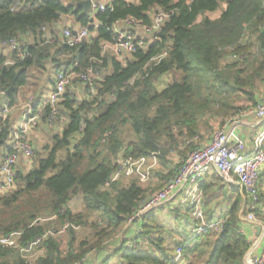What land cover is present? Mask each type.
Returning <instances> with one entry per match:
<instances>
[{
	"label": "trees",
	"instance_id": "16d2710c",
	"mask_svg": "<svg viewBox=\"0 0 264 264\" xmlns=\"http://www.w3.org/2000/svg\"><path fill=\"white\" fill-rule=\"evenodd\" d=\"M82 1L64 5L60 0H0V45L11 38L19 42V49L7 48V54L0 55V91L10 105L26 85L31 68L45 70L47 61L55 75L75 61L79 70L93 68L102 74L94 82L93 96L88 97L87 84L79 97L73 88L64 91L56 105V117L66 116L62 131H52L50 142L42 147L45 156L38 158L33 144L38 154L34 167L17 169L16 187L0 193V238L18 232L16 243L27 244L43 236L38 247L42 253L33 261L0 244V264H86L87 253L104 248L139 201L174 174L179 164L170 169V153L183 160L209 139L216 125L239 114L241 99L254 100L264 83V0H113L94 13L85 11ZM220 2L224 8L218 16L205 14L215 11ZM158 12L167 17L155 40L146 39L144 47L123 59L103 50L104 43L116 38V20L131 16L147 24ZM63 16L86 27L89 37L75 46L55 35L48 42L45 34H54L52 26ZM42 26L49 28L45 32ZM27 35L31 42L23 41ZM173 71L181 73L180 80L172 78L158 89L157 80ZM49 82L52 88L53 79ZM37 99L33 109L42 105ZM42 109L40 124L46 125L49 107ZM127 131L133 138L127 139ZM11 137L10 115L0 116V163ZM146 157H155L165 168L156 172L157 186L142 187L135 180L122 185L119 179L104 186L121 162ZM263 186L261 174L258 199L251 209L247 199L241 214L250 209L264 223ZM73 198H79L80 210L69 205ZM181 207L170 209L177 227L192 211L190 206ZM240 210L238 195L221 228L199 235L194 233L200 220L192 216L194 233H185L172 249L164 246L165 234L173 231L150 212L138 222L130 243L123 240L113 253L121 264H243L249 242L241 231ZM92 215L95 221L89 220ZM87 224L93 235L78 240L77 226ZM211 232L216 238L205 257L201 241L210 239ZM177 248L179 263L174 262Z\"/></svg>",
	"mask_w": 264,
	"mask_h": 264
},
{
	"label": "built area",
	"instance_id": "2783aa9c",
	"mask_svg": "<svg viewBox=\"0 0 264 264\" xmlns=\"http://www.w3.org/2000/svg\"><path fill=\"white\" fill-rule=\"evenodd\" d=\"M110 3L101 4L91 0L90 10H95L94 12L103 11ZM166 17V13H155L147 24H141L131 16L116 20L113 27L116 38L112 43H104L103 50L109 51L114 56L123 59L138 47H144L146 39L155 40ZM262 27L264 28V24ZM46 29L45 26L41 27L42 31H46ZM136 29L140 31V35L136 34ZM75 31L76 34L73 35L72 27L63 28L60 34V41L68 46H75L81 44L84 39L89 37L86 27H79ZM27 36L29 37V35ZM25 37H23V41H25ZM1 46L6 49H19V42L11 38L3 41ZM78 68L79 63L75 61L68 70L59 71L55 75L53 86L47 98L42 100V105L39 104L37 111H33L31 108L33 96L29 95L27 97L25 110L19 120L18 127L12 133L7 154L3 156L0 163V193H7L16 187L15 174L16 170L19 169V162L30 160L33 156L34 149L29 138V131L37 128L43 113L42 106L49 107L47 122L50 124L57 120L56 105L61 101L64 91L72 87L76 81L83 85L87 84L89 86L87 91L91 95L96 93L94 82L97 79V71L93 68H87L84 71ZM10 106L5 92L1 90L0 116L9 115ZM242 115H254L257 119H264V92L255 105L245 110ZM238 121V116L228 118L215 129L205 143H200L192 149L180 162L174 174L164 182L160 189L139 201L136 209L127 218L126 225L138 223L144 215L154 212L172 201L180 206L192 207L194 219L202 220V191L199 187V180L210 169H213L225 184L237 183L246 195V200L248 199L250 204L248 208L251 209L253 203L258 199L259 180L264 167V127H261L254 134L252 143L247 146L245 140L237 133ZM140 160L143 159L140 158ZM128 164V161L121 162L118 168L109 175L104 186L107 187L110 183L120 179ZM250 209L244 216V220L255 228L259 227L258 233L264 236V223L257 219ZM222 221L220 220L210 225L202 223L195 229L194 235L202 234L206 229L219 230L222 226ZM17 234L18 232H12L1 237L0 244L19 249L23 255L32 253L34 250H38L40 254L42 253L38 247L43 240V236L36 237L27 244H19L16 243L15 239ZM256 247L257 245L250 243L244 254L243 264H264V240L258 251ZM180 256L181 250L177 248L174 262H177V258Z\"/></svg>",
	"mask_w": 264,
	"mask_h": 264
},
{
	"label": "crops",
	"instance_id": "0c3cea01",
	"mask_svg": "<svg viewBox=\"0 0 264 264\" xmlns=\"http://www.w3.org/2000/svg\"><path fill=\"white\" fill-rule=\"evenodd\" d=\"M94 2L97 3H101V4H107L112 2L113 0H93ZM69 25H71V27L76 30L78 29L80 26H78L76 23H74L73 18L70 16H63L60 21H58L57 24H54L52 26V29L54 31V34H45L46 37H49V39L47 40L48 42H51L50 38L51 37H58L60 40V34L62 31V28L64 26L69 27ZM114 27V24H113ZM49 28V27H48ZM48 28L46 29V31L48 30ZM45 31V32H46ZM50 32V31H49ZM136 34L140 35V31L138 29H136ZM55 35V36H54ZM24 40L26 42H31L30 37L26 36L24 38ZM55 40V39H53ZM7 49L2 47L0 45V55H6L7 54ZM64 55L62 54V57ZM51 67L53 66L52 63H50ZM41 70V69H40ZM54 75V74H53ZM170 75V73L168 74ZM165 75H162L156 83V87L158 88V85H163L161 88L158 89H162L168 82ZM179 76V75H178ZM55 77V75H54ZM54 77H52L51 79H53L54 81ZM102 78L101 74H97V79ZM181 75L179 76V78L175 79V80H180ZM172 79V78H171ZM52 85V83L50 84V86ZM74 87H70L76 90V94L78 92V97L79 95H82L83 93V84H81L80 82L76 81L73 84ZM51 90V87H49ZM49 90V91H50ZM30 92V91H29ZM264 92V83H262L259 88L256 90L255 92V98L252 101H247L245 99H241L237 105L240 108V112L237 115L239 117V121H238V125H237V133L239 134L240 137H242L247 146H250V144L252 143V138L254 136V134L259 131V129L261 127H264V119H257L254 115H242V113L249 109L252 108L256 101L259 99V97L263 94ZM32 94L33 96V102H32V110L33 111H37L38 108L33 109V104L34 102H36L38 99V95H36L34 92H30V93H26L23 89V87L19 90V93L17 95V99L15 101V103L13 105H11L10 107V112L9 115L11 117L12 120V133L15 132L16 127H18V123L19 120L22 117V114L25 110V105L27 102V97ZM88 97H90V93H87ZM93 96V95H91ZM40 101H42V98L40 97ZM39 107V106H38ZM47 124H40L39 121V127L38 128H34L32 130L29 131V138L31 140L32 145L37 143V139H31L32 137L36 136L38 138V134L41 132V130H43L46 133H49L52 129L56 130L57 132H61L64 125L66 124V116H64L63 118H57L56 120V124L54 127H52V125L55 123H48ZM219 126L216 125V128ZM215 128V129H216ZM11 142V141H10ZM143 160H134V163L130 164V166L136 164L137 161H140V163L145 162L146 160L150 163L149 166L151 167H155L156 168V172H162L165 171V168L162 167V165L160 164V162L155 158V157H146V158H142ZM169 159L171 161L170 164V169H175L176 166L174 165H178L180 164V162L182 161L179 156L175 153L172 152L170 153ZM29 160H24V161H20L19 162V170L21 171L22 169H26L25 166H27L29 163ZM142 172V171H141ZM147 172V176L146 177V181L149 179L150 174L152 173L151 171H146ZM142 174V173H141ZM262 174L264 175V167H263V171ZM133 176H135L134 178H130V181L135 180L138 182L139 185H141L142 187H144L145 185L148 186V183L146 184V181H144L141 176L137 175V174H131ZM203 184L205 186V188H200L202 193H201V209H202V220H200V224L204 223L205 225H210L213 223H216L220 220H223L224 217L228 214V210L231 206V204L235 201V199H237L238 195L240 196L241 199V210L239 211V217L242 221L241 223V231L246 235L247 240L250 243H254L255 245H257L256 249L257 251L259 250L261 244L263 243L264 240V236L262 234H259L258 231L256 230L255 227L251 226L250 223H248L246 220H244V215H242V208L245 205V201H246V195L244 194L243 190L241 189V187L237 184V183H230V184H225L215 173V171L213 169H210L204 176H202V178L199 180V187L201 186L200 184ZM264 188V186H263ZM71 202H70V206H71ZM180 206L179 204H177L176 202L172 201L170 203H167L165 206H163L160 209L155 210L153 213H155L157 216H162L164 217V214H167L170 212V209H173L174 207ZM73 209L75 210H80V206H71ZM167 211V212H165ZM169 211V212H168ZM173 216V215H172ZM242 217V218H241ZM168 218V217H167ZM164 219V218H163ZM263 223V222H262ZM139 223H135L133 225H124V227L122 228V237L123 238L121 241L123 240H130L136 233V229L138 228ZM213 230V229H212ZM120 236V235H119ZM118 236V237H119ZM209 238L214 240L216 238L215 234L213 232H211L209 234ZM116 241H108L106 244V247H104V249H100L98 250V252H96L95 255V261H92V263L94 264H99L100 260L108 257L109 255H111V253H113V250L116 249ZM114 255V254H113ZM90 256H88L89 258ZM115 257H118V255H116ZM119 258V257H118ZM112 259V258H110ZM90 259H87L86 264H89Z\"/></svg>",
	"mask_w": 264,
	"mask_h": 264
},
{
	"label": "rangeland",
	"instance_id": "374dc122",
	"mask_svg": "<svg viewBox=\"0 0 264 264\" xmlns=\"http://www.w3.org/2000/svg\"><path fill=\"white\" fill-rule=\"evenodd\" d=\"M60 1L64 5H67V4L70 3V0H60ZM223 8H224V2H220L218 8L215 11L207 12L205 14L210 16V17H216V16H218L221 13ZM94 11L95 10H91L92 13H94ZM46 64H47V68L45 70H40L39 68H31V70L29 72V75H28V81H27L26 85L23 86V89H24V91L26 93L27 92L30 93L32 91L36 95L41 97L42 100L47 98L49 90H50V88H49L50 87L49 79H51L55 75L54 71L52 70L53 68L49 64V61H47ZM168 74H166V76H165L167 81L168 80H172L171 78L177 79L181 75V73L178 72V71H173V72L170 73V75H168ZM260 85L261 84H259V86ZM162 86L163 85L159 84L158 88H161ZM30 95H32V94H30ZM52 131H56V130L52 129L49 133H46L43 130H41V132L38 134L39 135L38 138L36 136L31 138V139H34V140L37 139V143L35 145V150L38 149L37 151L40 153L38 158L46 155L45 152L43 153L42 147H44L46 144H48L50 142ZM214 131H215V129H214ZM126 136H127V139L133 138V134L130 131H127V135ZM34 155H35V157H34ZM34 155L29 160V162H28L29 164L27 166H25V168L27 170L30 169V168H33L34 165H35V162H36L38 154L34 153ZM132 163H134V162H131V161L129 162V164H132ZM129 164L126 166V169L124 170L123 175L119 179L121 181L122 185L129 183L130 182V178H134L135 177V176L131 175L132 173L141 176V178L144 181H146V177H148L146 171H151L152 172L150 174L149 179L146 181V184L148 182V183H150V184H148L150 186H157L158 185V183H159L158 181H160V178L156 174L157 170H156V168L154 166L150 167L149 166L150 163L147 160L145 162H142V163H140V161H137L136 164H134V165H132L130 167H129ZM49 174H51V173H49ZM144 187H147V185H145ZM71 204H72L71 206H73V207L77 205V206H80V208H81V203H80L79 198H73L71 200ZM180 209H183V208L180 206ZM165 212H167V211H165ZM158 217H159V219L161 221L166 222L167 226L173 231L172 233H169V235L165 234V237L167 236V240L165 241L166 243H165L164 248L168 247V248L172 249L173 246L175 245V242L181 240L183 238V236L185 235V233L189 234V236H191L194 233L193 230H191L193 228L192 227V225H193L192 224V221H193L192 220V211H190L187 216H185V217L183 216V218L181 220H184L185 223L182 226H178V227H177V223L174 220V217L172 216V214H170V212L167 213V214H164V217H162V216L161 217L158 216ZM95 218H96V216L92 215L89 220L90 221H95ZM41 219H43V218H41ZM46 219H49V218H45V220ZM77 228L78 229L76 230V232H77L76 236L78 237V240L82 239L84 237H88V239H90L91 236L93 235V230L91 229V227H89V224H87L86 227L82 226V227L79 228V226H77ZM181 233H182V235H181ZM122 235H123V233L120 230L117 233H115L114 236L110 240V241H113V240L116 241L115 245H116L117 248H119L121 246V244H122V241H121L123 239V238H121ZM212 241H213L212 239L205 240L204 242L201 241L200 251L205 257H207V255L210 253V251L212 249ZM129 243L130 242L128 240V242L125 243V244L128 245ZM105 247H106V245H105ZM98 250H100V249H95V250H92L91 252L87 253V257L90 256L88 258V259H90V261H88L89 264H94V263H92V261H95L94 258H95L96 252H98ZM15 251H16V253L14 255H16V254L22 255V257L25 258L28 261H33L35 257L40 255V252L38 250H34L32 253H29L27 255L21 254L19 249H16ZM32 254H34V255H32ZM113 254L114 253H111V256L110 257L108 256L109 260H108L107 263H105V259L107 258V257H105V258L100 260L99 264H121L119 258L115 257L116 255H113ZM156 255H158V252L156 253ZM110 258H112V259H110ZM181 260H182L181 256L179 258H177V262L178 263ZM200 262H202V259L199 260V263Z\"/></svg>",
	"mask_w": 264,
	"mask_h": 264
},
{
	"label": "water",
	"instance_id": "95a60500",
	"mask_svg": "<svg viewBox=\"0 0 264 264\" xmlns=\"http://www.w3.org/2000/svg\"><path fill=\"white\" fill-rule=\"evenodd\" d=\"M90 4H91V0H84L80 3V5H82L84 7L85 11L90 10ZM69 27H71V25H69ZM75 34H76V31L73 29V35H75ZM256 230L259 231V227H257Z\"/></svg>",
	"mask_w": 264,
	"mask_h": 264
}]
</instances>
